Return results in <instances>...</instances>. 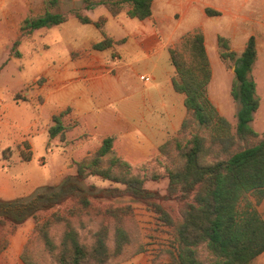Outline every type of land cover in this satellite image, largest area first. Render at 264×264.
<instances>
[{"label":"rangeland","instance_id":"rangeland-1","mask_svg":"<svg viewBox=\"0 0 264 264\" xmlns=\"http://www.w3.org/2000/svg\"><path fill=\"white\" fill-rule=\"evenodd\" d=\"M20 1L22 0H10L0 6V199H29L72 179L76 172L75 163L88 154H93L101 141L108 136L113 137L111 155L126 162L133 175L143 178L145 188L155 190L161 195L166 194L168 179L165 169L172 165L177 153L172 147L173 142L165 154H161L159 148L167 141L181 139L179 132L186 111L178 122V115H172L173 126H167V136L156 148L147 146L146 136L142 132L144 128L147 129V124L162 125L163 120L169 119L168 115H90L83 118L71 115V109L65 108L62 110L65 111L62 121L67 131L61 137L51 139L48 135V129L53 125L51 117L62 112H57L58 108L69 99L70 93L69 88L57 89L51 76L52 67L66 63L69 59L77 60L87 54L86 51L93 50L92 44H89L91 39H88L93 27L79 23L71 14L78 11L86 15L88 10L84 9L85 0H29L26 7ZM86 1L96 3L100 0ZM45 10L68 15V22L31 32L20 30L24 19H35ZM95 14L97 17L108 15L103 7L96 10ZM138 23L137 19L121 14L117 20L108 18L99 29L102 35L112 34L117 38L115 40L106 36L112 40V46L98 51L101 52L99 55L102 56L103 63H107L111 70L113 65L124 59L143 56L128 37V30H135ZM181 38L170 49H179ZM206 42L211 63V80L207 86V94L218 113L228 121L234 134L236 112L239 108V104L230 96L234 62L220 58L219 48L215 49L213 33ZM235 54L236 57L239 56ZM164 63L171 66L165 56L157 58L156 64L162 67ZM153 75L159 77L160 74L158 70H154ZM253 75L260 105L253 115L251 127L258 137L247 142L234 140L224 145H213L212 155L215 157H227L230 153L255 143L264 134V56L259 57ZM150 84L145 82V85ZM190 133H200L206 138L209 136V132L203 127L195 125L188 129L184 137L188 138ZM85 184L94 185L97 189L123 188L97 176L88 177ZM248 199L255 204L252 196H248ZM184 203L179 198L160 200V204L175 223L181 219ZM92 204L90 212L95 210L98 214L81 215L80 220H71L85 244H90V234L96 229L97 222L102 218L101 211L105 207H130L129 214L120 218L122 227L129 234L130 243L123 254L114 258L111 264H173L168 255L172 239L171 228L164 225L144 203L123 195L95 199ZM255 205L264 220V199ZM103 219L109 226L108 246L113 248V220L106 217ZM33 227L34 221L28 219L17 228L8 224L0 228V247L7 242L0 253V264H24L20 257L25 249L28 256L41 263L49 261L42 241L33 232ZM63 228L60 223L53 224L49 230L56 244ZM252 264H264V253Z\"/></svg>","mask_w":264,"mask_h":264},{"label":"trees","instance_id":"trees-1","mask_svg":"<svg viewBox=\"0 0 264 264\" xmlns=\"http://www.w3.org/2000/svg\"><path fill=\"white\" fill-rule=\"evenodd\" d=\"M152 1L100 0L90 3L85 0L84 9L92 10L103 5L112 17L124 12L127 17L142 21L151 16ZM71 14L79 23L92 24L97 29H101L105 22L104 18L92 21L78 11ZM67 19L66 14L45 10L35 19H24L20 30L46 29L63 24ZM112 44V40L103 34V38L93 43L91 48L104 51ZM217 45L220 58L234 62L230 96L239 104L234 134L207 94L211 67L203 34L199 30L188 33L181 38L179 49L168 50L169 61L174 68L172 86L177 93L184 95L186 116L179 132L181 139L167 141L159 148V152L165 154L173 142L172 147L177 153L172 165L165 169L168 179L166 194L145 188L143 178L133 175L126 162L111 155L113 137H105L93 154L75 163L76 172L72 179L29 199H0V228L6 224L17 228L32 219L33 232L40 237L49 256L47 263H41L28 256L25 249L20 257L24 264H111L130 243L129 234L120 219L122 215L129 214V205L105 207L96 229L90 234V244L81 241L71 220H80L81 215L98 214L95 210L90 212L95 199L123 195L144 203L164 225L171 228L168 255L173 264H252L264 253V220L255 205L264 199V134L255 143L227 157L212 155L213 145H224L234 140L247 142L258 137L251 127L253 115L260 105L251 73L256 59V44L250 37L238 57L224 38L219 36ZM64 114L65 111L52 115L53 125L48 129L51 139L61 137L67 131L62 121ZM193 125L203 127L209 136L190 133L185 138L184 134ZM90 176L123 188L97 189L94 185H86L85 180ZM153 178L155 180L156 176ZM248 196H252L255 204ZM169 198L185 202L181 219L176 223L160 204V200ZM67 203L61 210L60 207ZM105 217L113 220V248L107 243L109 226L104 223ZM60 223L64 228L56 244L49 230L53 224ZM6 244L5 241L0 247V253Z\"/></svg>","mask_w":264,"mask_h":264},{"label":"crops","instance_id":"crops-1","mask_svg":"<svg viewBox=\"0 0 264 264\" xmlns=\"http://www.w3.org/2000/svg\"><path fill=\"white\" fill-rule=\"evenodd\" d=\"M6 1L10 0H0V6ZM20 2L24 7L29 5V0ZM100 7L106 10L99 5L86 11V15L92 21L102 17L106 23L108 18L117 20L121 14H125L123 12L112 17L106 10L108 15L97 17L95 12ZM138 22L135 30H128V37L143 53L142 57L124 59L113 65L111 70L107 63H103L99 55L101 52L90 50L77 60L69 59L56 67L53 65L51 76L57 89H70L69 99L57 112L70 108L71 115L83 118L90 115H168L169 119L163 120L162 125L147 124V129L144 128L142 132L146 136L147 146L156 148L166 138L167 126H173L172 115H178V122L185 114L184 95L177 93L172 86L173 66L164 63L161 67L156 64L161 56L169 60L168 50L182 36L199 30L203 34L208 57L206 39L211 33L214 34L215 49L218 48L217 38L220 36L238 55L242 53L247 40L253 37L256 44V59L251 72L253 78L259 57L264 56V0H153L151 16ZM84 25L93 27L88 36L91 39L89 44L102 39L99 29L92 24ZM106 36L117 39L112 34ZM154 70H158L159 77L153 75ZM145 82L151 84L145 85ZM111 106L113 108L110 109ZM91 118L97 119L99 116Z\"/></svg>","mask_w":264,"mask_h":264}]
</instances>
